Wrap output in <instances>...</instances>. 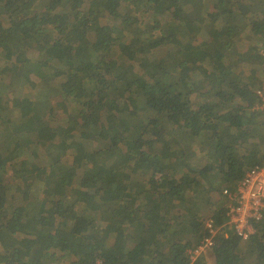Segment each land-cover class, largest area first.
Segmentation results:
<instances>
[{
	"label": "trees",
	"instance_id": "16d2710c",
	"mask_svg": "<svg viewBox=\"0 0 264 264\" xmlns=\"http://www.w3.org/2000/svg\"><path fill=\"white\" fill-rule=\"evenodd\" d=\"M263 47L264 0H0V264H264L224 193L264 165Z\"/></svg>",
	"mask_w": 264,
	"mask_h": 264
},
{
	"label": "built area",
	"instance_id": "2783aa9c",
	"mask_svg": "<svg viewBox=\"0 0 264 264\" xmlns=\"http://www.w3.org/2000/svg\"><path fill=\"white\" fill-rule=\"evenodd\" d=\"M264 56V47L260 50ZM264 70V65H263ZM260 98V107L264 112V80L260 88L257 89ZM232 200L227 214L226 225L242 240H247L254 233V223L258 222L264 214V165L255 166L249 169L240 180L234 193H228ZM207 234L201 242L189 250L190 259L194 260L201 253L209 250L214 242V237L219 228L211 220L205 221ZM91 264H103L101 260H96Z\"/></svg>",
	"mask_w": 264,
	"mask_h": 264
},
{
	"label": "rangeland",
	"instance_id": "374dc122",
	"mask_svg": "<svg viewBox=\"0 0 264 264\" xmlns=\"http://www.w3.org/2000/svg\"><path fill=\"white\" fill-rule=\"evenodd\" d=\"M54 80H51L47 85H54ZM58 100H60V97H55L53 100H52V102H58ZM33 165H36V163H33ZM207 259H208V261H209V264H210V262H211V260H212V255H211V253H209V254H207Z\"/></svg>",
	"mask_w": 264,
	"mask_h": 264
}]
</instances>
